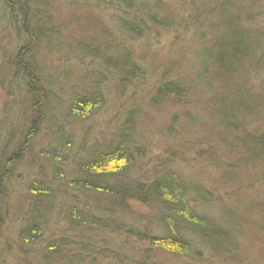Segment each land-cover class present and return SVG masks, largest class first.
Here are the masks:
<instances>
[{"label":"trees","instance_id":"trees-1","mask_svg":"<svg viewBox=\"0 0 264 264\" xmlns=\"http://www.w3.org/2000/svg\"><path fill=\"white\" fill-rule=\"evenodd\" d=\"M54 1L3 0L12 13V22L20 24L23 31V43L14 56V73L21 75L17 83L28 92L31 111L24 135L2 132L4 146L9 150H0V226L4 219L2 201L7 200L16 168L30 151L26 163L30 176L23 184L26 205L21 227L13 235L19 247L33 246L41 251L38 264H88L96 245L91 238L85 240L84 235L110 229L129 232L153 248L194 260H199V247L220 264L241 258L243 251L236 244L241 232L249 226L264 230V0H181L178 16L172 11L163 12L161 0H113L118 13L128 18H120L123 35L104 29L105 24L95 19L97 25L92 30L102 44L93 46L85 39L80 41L83 50L94 58L95 66L102 65L115 81L117 78L115 90L120 97L121 87L130 83L134 89L135 82L143 78V68L134 59L131 43L141 38L146 25L190 31L196 45L192 46L191 68L184 76L171 74L170 68V74L161 72L148 103L151 107L165 103L188 106L191 96L202 89L213 95L209 120L227 134V144L222 148L219 136L201 134L208 138L205 149H212L210 152L226 161L211 191L167 166L158 167L149 176H134L132 170L142 157L144 137L134 100L127 103L130 107L108 140L86 153L80 154V148L71 150L76 131V125L71 124L75 118L90 117L104 108L106 94L102 83L89 82L86 89L68 97L70 114L61 112L48 95L50 87H46V75L38 58L41 48L61 41L56 29L64 23L50 22V14H45ZM89 26L92 28V22ZM202 122L188 120L185 126L179 122L178 113L170 115L164 127L176 146L169 145L168 150L176 153L179 145L190 147L188 137L178 140L177 136H187L185 131H199L204 126L208 129ZM41 134L45 147L34 150L31 144ZM35 144L41 146L40 141ZM216 165L217 161L213 166L217 169ZM66 168L73 169L72 178L66 180L69 192L80 194L67 206L56 196L65 185ZM246 183L252 189L247 195L239 194V188ZM132 203L156 214L161 230L158 235L134 234V227L130 229L123 222L122 216L132 213ZM52 215L65 217L70 225L66 235L51 234ZM260 254L259 263L264 264V251ZM251 262L258 263L253 259Z\"/></svg>","mask_w":264,"mask_h":264},{"label":"rangeland","instance_id":"rangeland-1","mask_svg":"<svg viewBox=\"0 0 264 264\" xmlns=\"http://www.w3.org/2000/svg\"><path fill=\"white\" fill-rule=\"evenodd\" d=\"M161 1H164L163 12L165 13L172 11L178 16V12L182 11L181 0ZM52 6L51 10L46 11V16L50 14V22L59 21L64 24L60 29L58 27L56 29L61 34V41L56 40L57 42L55 41L54 44L49 43L40 49L41 55L39 54L38 60L42 63L43 74L46 75L45 83L47 85H45L50 87L48 95L55 100L54 103L61 112L70 114L68 97L76 90H82L84 87L86 89L89 82L102 83L101 87L106 94L104 108L90 117L75 118V123L71 124L72 127L76 125L75 134L72 136L71 150L76 152L80 148L83 151L79 149L80 154L86 153L93 146L99 145L98 143L108 140L114 132L117 122L121 121L124 111L130 107L127 103L131 104L130 100H134L137 103H133L135 107H139L137 111L139 114H136V118L139 120L140 116L144 136L141 144L142 157L132 170L134 176L137 178L149 176L158 167L167 166L174 168L187 179L203 184L211 191L220 171L225 169L226 161L223 157L219 156L218 158L215 152H210L212 149L210 151L205 149V140L208 138L201 134L219 136L217 138L221 139L218 141L222 143V148L224 143L227 144V139L224 137L227 134L212 123V120H209L208 108L213 103V95L204 89L196 91L197 93L189 99L188 106H183L182 103L178 105L165 103L151 107L148 103L152 86L156 84L161 72L170 74V71L171 74L184 76L185 72L191 68V64L194 62L192 46L196 45L193 44V36L190 31L181 29L175 32L169 25L164 27L146 25L149 30L147 27L143 28L141 38L131 43L134 59L137 58V61L141 63V69L143 68V78L141 81L135 82L134 89L130 83L127 87H121L123 88L122 92L119 91L121 96L117 97L115 90L116 83H118L117 78H115L116 82L110 70L104 69L102 65L95 66L97 63L94 58L83 50L80 41L85 39L93 46L102 44L100 37H97L93 31L97 25L95 19H100L101 23L105 24L104 29L107 27L109 31L123 35L120 18L127 17L121 12L118 13L113 0H55ZM10 15L12 13L8 12L3 0H0V150L2 148L9 150L7 145L4 146L3 130L5 133L15 132L16 135H24L29 125L31 111V99L28 92L24 87L20 88L17 83L21 75L19 77L14 73V56L20 44L23 43V31H21L20 24L12 22ZM90 22L93 24L92 28L89 26ZM168 68H170L169 71ZM173 113L179 114L181 125H185L188 120L197 119H201L203 124L208 125V129H206L207 126H204L199 131H185L183 134L187 136L178 135V140L188 137L192 145L190 147L179 145L176 153L167 148L169 145L171 147L176 145L173 142L175 140L168 137L164 127L169 116ZM42 137L43 134L32 142L31 148L33 147L34 150L40 147L44 148ZM38 141L41 145L39 147L35 144ZM66 152L69 153L70 150ZM30 155V151L26 152L23 163L16 168L15 178L8 187L7 200H3L1 204L4 219L0 226V264H38L40 260L41 251L33 246L19 247L16 236L13 235L21 227L22 210L26 205L23 184L30 176L26 164ZM215 161L218 164L216 165L217 169L213 167ZM64 171L66 173L64 175L65 185L61 186L63 189L56 196L57 199L64 200L65 206H67L70 199L71 201L72 198L75 200L80 194L69 192L70 190L66 186V180L72 178L73 169L66 168ZM252 173L253 171H250V174ZM247 184L239 188V194L247 195V191L252 189L251 186L247 187ZM131 212L130 216L126 214L122 218L127 226H131L130 229L135 228L132 229L134 234L138 233V235L146 237L159 234L161 230L155 220L156 214L152 210L132 203ZM215 213L216 211H214ZM64 218L63 215L50 217L49 226L54 237L67 234L70 225L65 222ZM240 236L241 240L236 244L243 251L241 252L242 256L235 262H227V264H250L252 259L253 262L257 261V264H260V252L264 251V230L249 226L244 233L241 232ZM83 238L85 240L91 238L90 242L96 245L94 252L87 259L88 264H220L221 262L210 259L211 254L203 252L204 248L201 247H199L201 250L199 260H194L187 256L165 252L162 249L158 250L129 232H115L112 229L105 232H92L88 236L84 235Z\"/></svg>","mask_w":264,"mask_h":264}]
</instances>
